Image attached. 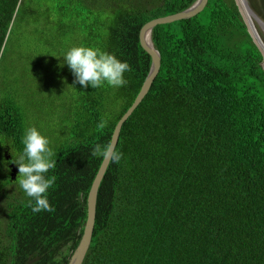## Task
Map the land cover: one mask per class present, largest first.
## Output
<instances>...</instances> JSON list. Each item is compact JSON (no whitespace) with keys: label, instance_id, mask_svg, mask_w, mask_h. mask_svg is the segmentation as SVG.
Returning <instances> with one entry per match:
<instances>
[{"label":"trees","instance_id":"1","mask_svg":"<svg viewBox=\"0 0 264 264\" xmlns=\"http://www.w3.org/2000/svg\"><path fill=\"white\" fill-rule=\"evenodd\" d=\"M197 2L0 0V72L15 62L12 74H0V264L70 263L105 158L95 149L111 143L151 73L142 28ZM29 27L37 38L40 29L58 30L46 55L42 42L32 54ZM152 41L161 71L122 129L123 159L112 160L102 182L84 264H264L263 56L236 1L209 0L198 16L156 27ZM76 43L127 61L126 86L78 84L51 55ZM53 86L59 94L51 105L44 90ZM29 103L41 113L57 108L60 119L46 126L55 127L58 159L49 173L52 212L34 213L20 188L10 194L19 186L5 153L22 151L30 126L45 133L30 122Z\"/></svg>","mask_w":264,"mask_h":264},{"label":"clouds","instance_id":"2","mask_svg":"<svg viewBox=\"0 0 264 264\" xmlns=\"http://www.w3.org/2000/svg\"><path fill=\"white\" fill-rule=\"evenodd\" d=\"M51 55L57 58L62 57L63 62L60 66L67 65L76 77V82L84 88L91 86L94 89H99L108 86L119 89L128 83L125 74L131 71L130 64L127 61H122L116 54L98 47L73 46L60 57ZM109 120L110 117L106 115L99 122L98 127L105 128ZM22 143V151L18 155L13 154L14 160L12 161L19 167V175L16 180L19 188L30 198L29 202L34 213L52 212L54 209L50 204L48 193L53 188L56 177L50 176L49 173L56 168L58 163L52 139L33 125L26 129ZM95 152L108 159L111 158L117 164L123 159V153L111 143L103 146L98 145Z\"/></svg>","mask_w":264,"mask_h":264},{"label":"water","instance_id":"3","mask_svg":"<svg viewBox=\"0 0 264 264\" xmlns=\"http://www.w3.org/2000/svg\"><path fill=\"white\" fill-rule=\"evenodd\" d=\"M236 1H237V5H238L239 0H236ZM246 2L249 5L248 0H246ZM208 3H209V0H198V2L194 6H192L190 9H188L184 12L178 13V14L154 19V20L148 22L142 28V31L140 34L141 45H142L143 49L151 56L153 65H152L151 73L149 74L146 82L144 83V85H143L138 97L136 98L134 104L128 110V112L123 116V118L119 121V123L117 124V126L115 128L111 144H114L116 148L118 146L124 124L129 120V118L133 115V113L137 110V108L140 106V104L147 97V95L149 94L155 80L157 79V77L159 76L160 71H161L162 59H161L160 53L155 49L153 41H152L153 30L160 25L172 24L175 22L192 19V18L198 16L199 14H201L202 12H204ZM238 7H239L240 12H241V10H242L241 6L238 5ZM248 9H249V12H250V15L252 16V18H254L257 21L260 29L264 32V21L262 20V18L255 11H253L252 8H250V5H249ZM241 14H242L244 21H245V24L247 25V28H248L249 23H248L247 19L245 18L244 14L243 13H241ZM149 32H151L150 42L147 40V34ZM248 32L251 35V37L254 36L251 29L250 30L248 29ZM254 43L256 44V46L258 47V49L261 51V53L263 55V51H262L261 47L259 46V44L256 41H254ZM262 66H263V64H262ZM263 70H264V66H263ZM5 158L7 160L12 159L9 152L5 153ZM111 162H112L111 158H109V159L106 157L104 158L103 163L100 167V170H99V172H98V174L94 180V183L92 185L91 191H90L89 196H88V218H87V223H86L84 235H83V238L81 240L79 247L77 248V251L75 252V254L72 257L69 264H84V262H85L86 256L89 252V249H90V246H91V243L93 240V234H94L96 218H97V202H98L99 191H100L102 182L106 176V173L109 169ZM10 170H11V180L16 181L18 178V175H19L18 165L12 164L10 166Z\"/></svg>","mask_w":264,"mask_h":264},{"label":"rangeland","instance_id":"4","mask_svg":"<svg viewBox=\"0 0 264 264\" xmlns=\"http://www.w3.org/2000/svg\"><path fill=\"white\" fill-rule=\"evenodd\" d=\"M236 1V0H235ZM237 3V1H236ZM262 3H264V0H249V5H250V8L253 9V11H255L261 18L262 20L264 21V5H262ZM238 5L241 6V13L244 14L245 16V11L244 9L242 8V5L240 2H238ZM246 18V16H245ZM246 20V19H245ZM248 21V20H247ZM245 22V21H244ZM257 26V29L261 35V38L262 40L264 41V32L262 30H260L258 24H256ZM247 27V25H246ZM250 25L248 26L247 29L250 30ZM40 34H39V37L37 38L34 34V27H29L27 29V35H28V38H29V43H30V49L32 51V54L34 56L38 55L37 53V49L40 45V43L42 42V45H41V50H40V54H42L43 56L46 55L50 49H52L48 44H47V40L49 38H51L54 34H56V32L58 30H55V29H50V30H43V29H40ZM251 36V35H250ZM252 40L257 41L256 37H252ZM253 41V42H254ZM255 44V43H254ZM259 44V43H258ZM48 45V46H47ZM256 45V44H255ZM75 46H78V43H76ZM260 46V45H259ZM73 47V45L71 46ZM261 47V46H260ZM258 48V47H257ZM261 49L264 50V47ZM259 50V49H258ZM260 51V50H259ZM261 53V51H260ZM262 54V53H261ZM263 56V55H262ZM263 60H264V56H263ZM44 62V61H43ZM30 68L33 69L35 67V64L33 62H31L29 64ZM263 66H264V63H263ZM14 67H15V62H14V59L13 57L11 59H8L7 62H5L1 68V72L0 74L4 73V74H12L13 71H14ZM53 69H56L55 67H53ZM58 71H60L61 69H56ZM55 84V83H54ZM56 85V84H55ZM58 91L56 89V86H53L52 88L50 87H46L45 90H44V95L45 97H47L48 99H50L51 101V105H54L56 102H57V99L58 98ZM30 105L31 103H29V106L27 107V113L29 115V119H30V122L32 121L34 124L35 123H40L41 124V127L43 129H45V133L47 132L46 135H48L49 137L51 138H54V134H52L55 130V127H46L47 124L49 123H56L58 125V123L60 122V119H59V115H56L57 114V108L54 109L52 112H45V113H41V112H38L36 111L37 108L34 109V111H30ZM32 105H38L37 102H33ZM47 128V129H46ZM44 133V132H43ZM53 144L55 145V141L53 142ZM19 186V185H18ZM19 189V187H15L13 190L10 189V194L15 191L17 192Z\"/></svg>","mask_w":264,"mask_h":264},{"label":"bare ground","instance_id":"5","mask_svg":"<svg viewBox=\"0 0 264 264\" xmlns=\"http://www.w3.org/2000/svg\"><path fill=\"white\" fill-rule=\"evenodd\" d=\"M239 2L241 3L242 8L245 11V16H246V19L248 20V23H249L250 27H251L250 29H251L253 35L256 37L259 45L263 48L264 47V41L262 40L261 35H260V33H259L258 29H257V26H256V24H258L257 21L254 18H252V16L250 15V12H249V9H248L249 5L247 4L246 0H239ZM258 26H259V24H258ZM150 37H151V32H149L147 34V40L149 42H150ZM262 51H263V56H264V50L262 49Z\"/></svg>","mask_w":264,"mask_h":264},{"label":"flooded vegetation","instance_id":"6","mask_svg":"<svg viewBox=\"0 0 264 264\" xmlns=\"http://www.w3.org/2000/svg\"><path fill=\"white\" fill-rule=\"evenodd\" d=\"M12 155V154H11ZM14 156L12 155V158H13ZM9 164H12V161L11 162H9Z\"/></svg>","mask_w":264,"mask_h":264}]
</instances>
